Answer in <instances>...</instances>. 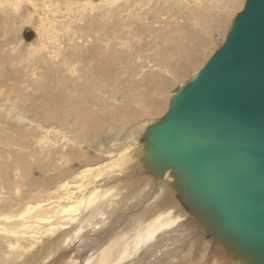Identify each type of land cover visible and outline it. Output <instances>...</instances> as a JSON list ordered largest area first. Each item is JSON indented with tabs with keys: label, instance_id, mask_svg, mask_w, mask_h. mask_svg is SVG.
Listing matches in <instances>:
<instances>
[{
	"label": "rangeland",
	"instance_id": "1",
	"mask_svg": "<svg viewBox=\"0 0 264 264\" xmlns=\"http://www.w3.org/2000/svg\"><path fill=\"white\" fill-rule=\"evenodd\" d=\"M74 3L70 0H0V16L3 22L0 24V52L4 57H8L10 53L9 65H14L11 68L15 75L21 77L0 83V219L5 215L13 216L9 221L2 220L7 225L14 222L16 219L13 218L16 217L19 221L31 220L28 219L31 217L39 220L31 222L32 225L26 223L29 226L26 229L22 225L20 229L23 232L27 230L22 235L13 236L0 231V264H37L40 259L37 260V257L34 260V257L43 256L40 252L45 247L46 240L62 230L61 227L55 228L51 234L53 236L47 233L43 237L40 233L44 223L41 217L54 215L59 206L68 207L79 202L82 196L78 187V175L87 168L94 170L99 165L110 163L127 146L139 142L149 125L162 118L177 90L205 65L224 42L233 19L242 10L245 0L116 1L115 4H118L112 5L110 12L101 1L94 5L92 11L90 8L84 10L86 23H92L93 16L100 17V26L90 31L86 35L88 40H84L83 45L79 42L77 49L73 47L71 40V32L76 25H80L77 22L74 24L79 16ZM137 3L140 7L135 6ZM30 6L35 9L31 14L28 10ZM136 10L138 11L135 12ZM107 12L108 15H103ZM207 13L208 16L205 15ZM43 15L49 18V31L57 34L56 39L50 40L54 46L59 44L55 49L87 48L88 59L92 54L95 58L93 47L102 54L115 55L116 65L112 68L111 80L108 78L109 85H106L107 80L102 82L101 75H98L99 77L93 76V79H100L101 83L97 84L96 81L89 86H106L94 92L101 99V107L97 108L88 103L92 111L104 112L99 115L102 125L75 126V123L68 122L69 116H65L68 112H65L64 107L55 105L59 111L56 116L60 120L63 116L67 118L65 124H60L51 119V109L42 113L36 107L54 100L57 96L69 101L72 94L68 89L76 85L77 75L73 68L77 62L71 64V72L69 64H60L58 59L50 60L54 70L49 75L40 73L31 76L26 75V62L18 64L17 58L21 50L12 47L20 44L18 47L27 51L31 46L29 43L39 42V31L44 28L39 19H43ZM32 20L33 23H30ZM142 22L145 24H141ZM68 24L70 27L66 26L67 31H61ZM125 30L133 33L124 34ZM25 31H30L35 38L32 36L33 39L25 40ZM103 34L106 36L97 40ZM121 35L122 39L116 42L115 37ZM43 49L44 54L49 57L48 49H53V46L45 44ZM13 50L16 52L12 53ZM23 56L27 63H34L29 60L28 53ZM187 60L191 62L187 64ZM155 63L164 66L160 69L157 68L159 66L152 65ZM90 65L84 72L89 70ZM152 74L161 76V79H153ZM115 81L117 82L114 84ZM18 90L19 94L16 95ZM141 97H144L143 100H140ZM15 101L23 109V117H19L20 110L16 108ZM158 103L161 105L160 110L152 112ZM77 104L83 105L81 101ZM124 104L130 107V119L123 117L125 111L118 110ZM29 107L30 111L27 109ZM112 109H116L113 115L115 118L110 117L111 113L108 114ZM105 176L107 175L101 178ZM162 176L158 182L157 178H149L146 186L148 188H142L140 192L138 189V195L135 196L137 201L133 199L127 202L130 203L129 206L119 204V187L109 184L107 191L101 189L100 196L98 194L94 199L92 197L93 202L80 214L83 221L74 218V225L77 223L75 227L78 229L70 234V244L47 257L46 264H90L89 259L94 252L100 255L99 264H239L241 259L233 263L234 255L222 248L219 242L207 237L204 227L191 214H183L184 218L179 219L177 224L174 223L163 232H156L143 242L144 238L139 242L132 234L122 237L127 234L128 228L134 234L135 229L137 232L144 229V212L155 202L158 189L165 193L174 191L170 188V175ZM65 184L67 192L58 191ZM160 185L163 187H159ZM82 214L86 215L83 217ZM91 221L96 225L95 228L92 225L95 230L91 226L88 231L79 230ZM44 238L47 239L43 241Z\"/></svg>",
	"mask_w": 264,
	"mask_h": 264
},
{
	"label": "water",
	"instance_id": "2",
	"mask_svg": "<svg viewBox=\"0 0 264 264\" xmlns=\"http://www.w3.org/2000/svg\"><path fill=\"white\" fill-rule=\"evenodd\" d=\"M141 139L145 171H169L206 236L244 264H264V0H245L224 42Z\"/></svg>",
	"mask_w": 264,
	"mask_h": 264
},
{
	"label": "bare ground",
	"instance_id": "3",
	"mask_svg": "<svg viewBox=\"0 0 264 264\" xmlns=\"http://www.w3.org/2000/svg\"><path fill=\"white\" fill-rule=\"evenodd\" d=\"M70 1H74L75 2L74 4H75V7H76V11L79 13L78 14L79 16L76 17V20H75L74 24L77 22V24H80V25H76L75 29L71 32L72 33L71 40H73L72 44H74L73 47H75L77 49V46L80 45L79 42L81 43V45H83L84 40H86V41L88 40L86 35H88V33L90 31H94V30H96V28H98L100 26V24H99L100 23L99 22L100 17H94V16L92 17V23L87 24L86 21H85V15L83 16L84 10H87L88 8H90L91 11H92L94 9V5L98 4L101 1H103L106 4L107 9L109 10V8L113 7L112 5H114L116 1H126L127 2L129 0H70ZM116 4H118V3H116ZM116 4L114 6H116ZM28 5H30V4H28ZM135 6L140 7L139 3H137ZM120 9H121V7H120ZM213 9H216V7L213 6ZM28 10H30V14L35 12V9L32 6H30L28 8ZM137 11L138 10H136L135 12H137ZM37 12H39V11H37ZM109 12H110V10H109ZM195 12H197V11L195 10ZM114 13L119 14L118 12H114ZM103 15H105V16L108 15V12H107V14H103ZM205 15L208 16V13L205 14ZM110 17L113 19V16L111 15V13H110ZM39 20H40V24L42 26H44L43 30L39 31V35L37 34L38 35L37 38L39 39V42L37 44L36 43H32V42L29 43L31 46L27 49V51L20 49L18 47V46H20V44L19 45H15V46L12 47V48L17 47V50H21L19 55H18V58H17V60L19 61L18 64L26 62L24 64L26 71H28V73L26 75H30L31 76V75H35V74L39 75L40 73H44L46 75H49L54 70L52 68V66L50 65L51 64L50 60L54 61V59H58L59 60L58 63H60V64L63 63V62H64V64H69L68 66H69V70L71 72H72L71 64L74 63V62H77L76 63L77 65L74 64V67H73L75 72H77V75H76V82H75L76 85H74L72 89H68V91L72 94L71 99H69V101L67 99L63 98L62 96H57L56 98H54V100H52L50 102L46 101V102H44V103H42L40 105H37L36 107L38 109H40V111L42 113H47V112H49V109H51V111H52L51 119L53 121H56L57 123L59 122L60 124H65L64 122L67 119L65 116H69L68 117V122H73V123H75L74 125L78 126V127H90V126H96L97 124H99V126L102 125V120H101L99 115L103 114L104 112L99 113L96 110L92 111L91 107H89L88 103H90V105L96 106L97 108L101 107V105H100L101 102H99L101 99L98 97V95L94 94V92H96L98 90H101L102 88H106V86H96L94 88H89V86H92V83H94L96 81H97L96 82L97 84L101 83L100 79L99 80H94L93 79V76H98V75H101L102 82H106V80H107V84L106 85H109L108 78H109V80H111V78H110L111 71H112V68L115 67V65H116L115 57H114L115 55L102 54V53L96 51L95 48L93 47L92 49L94 50L95 58H93L94 55L92 54V55H90V59H88V57H87L88 49L87 48H83V49L79 48V50H73L71 48H69V49L65 48V50H64V48L61 49L59 47L58 49H55L56 47L59 46V44L57 46H54L53 43L50 42V40L56 39L57 34L55 32H50L49 31V27H47V25H49V18H46L43 15V19H39ZM82 20H83V23L81 24ZM73 21L74 20H70V22H73ZM70 22H69V24H70ZM1 23H3V22H2V17L0 16V24ZM30 23H33V20ZM69 24L65 25V27H63L61 31H67L65 29L67 27H70ZM138 24H140V23H138ZM141 24H145V23L142 22ZM45 26H46V28H45ZM135 32H137V29H135ZM127 33H133V32H131V30H128V31L125 30L124 34H127ZM34 34H35V32H34ZM131 35L132 34H129V36H131ZM105 36H106V34L100 35L99 37H97V40L98 39H102ZM33 38H35V36H33ZM7 39L8 38H5V40H7ZM115 39H116V42H119V40L122 39V35L121 36H116ZM29 44H28V46H29ZM45 44L53 46V49H48L49 52H47V53H48L49 57L44 54L45 52H44L43 47H44ZM52 51L54 52V54H52ZM15 52H16L15 50L12 51V53H15ZM26 53H28V55H29L28 56L29 60L34 62L33 64H29L25 60V57L23 55L26 54ZM7 56L8 57H4L1 54V52H0V83L1 84L6 83L9 79H21V77H18L17 75H15L14 70L11 68V66H14V65H9V62L11 61L10 60V53ZM123 56L125 57V55H123ZM191 60L190 61L187 60L186 63L189 64V62H191ZM89 64H91L89 70L84 72L85 69L89 66ZM152 65L159 66L157 68H160V69H162L163 68L162 66H164V65L159 64V63H155V64H152ZM142 66H144V65H142ZM142 66H141V68H142ZM39 68H42V70L39 71ZM138 68H139V66H138ZM160 69H157V70H160ZM161 71H163V70H161ZM104 77H107V78H104ZM151 77H153V79H156V78L157 79H161V76H159V75H153L152 74ZM116 82L117 81H115L114 84ZM148 90L146 89V91H148ZM18 94H19V90L16 92V95H18ZM141 94L145 95V92H142ZM133 96H135V95H133ZM148 96H149V94H148ZM143 98L144 97H141L140 100L141 99L143 100ZM23 99H25V98H23ZM27 100L30 101V98H28ZM136 100H138V99L136 98ZM80 101L83 103V105L77 104ZM150 101H151V98H150ZM14 103L17 105L16 108L18 110H20V111H18L19 117H23L25 115L24 112L22 111L23 109L18 105L19 103L17 104L16 101ZM55 105L64 107L65 112H68V114L63 116L61 118V120L59 119V116H56L59 113V111H58L57 107H55ZM133 106L134 105H132V107ZM145 106H147V105L145 104ZM160 106L161 105L158 103L156 106H154V108L152 109V112H156L160 108ZM27 109L30 111V107L27 108ZM123 109H125V110H123ZM135 109H138V108H135ZM115 110L116 109H112L111 111H109L108 114H110V113L112 114V116H110V117H114L113 115H114ZM118 110L125 111V113H124L125 115H123V117L125 119L126 118L130 119L129 116H131V114H130L131 112L129 111L130 107L128 105L124 104L121 107H119ZM128 119H127V121H129ZM109 121L112 122V120H109ZM40 124L41 123H39V126H41ZM65 126H67V124ZM130 145L131 146H127V148H125L121 153H119L118 157L113 159L110 163L108 162L107 164H105L103 166L99 165L94 170L87 168L86 170L82 171L78 175V187H79V189L81 191L80 193H81V196H82V198H81V200L79 202H77L76 204H70L68 207L59 206V207H57L55 209V211L53 213L54 215L47 214L46 216H42L41 217V218H43V222L44 223H43V226L41 227L43 229H42V231L40 230V233L43 235V237H46L45 234H47V233H49L50 235L53 234L54 231L58 227H61L62 230L60 232H58L53 238H48V239L44 238L43 241H45L47 239L46 243H45V247L43 249L40 248V249L43 250V251L41 250V252H40V254H43V256L39 257V255L37 254L38 256L35 255V257H34L35 258L34 260H36L37 257H38L37 260L40 259L37 262V264H46V258L47 257H50L51 255H54V253H56L57 250H60L65 245L67 246L68 244H70V241H69V238H71L70 234L74 233V231H76L78 229V228L75 227L77 225V223H76V225H74V218L81 219L79 217L80 214L83 211H85V209L89 206V204L91 202H93L92 201V197L94 199L99 194L101 189H106V191H107L108 188H109V184H114L115 187H119L118 191H120V193H121L120 194L121 199L118 201L119 204L124 203V205H128L129 206L130 203H127V202H130L131 200L135 199V196L138 195L137 194L138 189H139V192H140V190L142 188L143 189L148 188V187H146L148 185L147 183H149L148 179L149 178H153L154 176H152L150 173L145 171L143 163L141 161V157L144 154V143L142 142V139H140L139 142H135L134 144H130ZM105 168H107V169H105ZM103 175H107V176H105L104 178H101V176H103ZM163 175H165V177L167 175H170L169 171L167 170ZM162 178H163V176H162ZM170 178H172V180L171 179L169 180V181H171L170 188H171V190H174V191H172V192L168 191V192L165 193L163 190L157 188L159 191L157 193L155 192L156 194L154 193L156 195L155 196L156 197L155 198L156 199L155 202L153 203V205L151 206V208L149 210L147 208L148 211L145 210V212H144L146 214V216H145L146 220L144 221V224H143L144 225L143 226L144 229L141 232L140 231L137 232V229H135V233L136 234H134L133 231L130 230V228L127 227L128 228V230L126 232L127 234L123 235L121 233L123 235L122 237H129V235L132 234L135 237L136 241L139 240V242H141V238H144L142 240V242H143V241L147 240L148 238H151L153 236V234H155L156 232H158V231H162L163 232L164 230H166L169 226L173 225L174 223L177 224L178 220L181 219L184 215L187 216L188 214H190L187 210H185V208L180 203L179 198H178L177 193H176V190L173 188V185H172L174 179H173V177L171 175H170ZM154 179H155V177H154ZM96 180L98 181V184H96L97 183ZM160 180H161V178H157L156 181L158 182ZM163 180H165V179H163ZM161 182L163 183V181H161ZM135 183H137V184H135ZM166 183H167V181H166ZM154 186H155V184H154ZM159 187H163V186L160 185ZM60 190L67 192V184L61 185L59 187L58 191H60ZM160 190H161L162 193L160 192ZM144 191H146V190H144ZM151 192L153 193V191H151ZM170 195L173 196V197H170ZM99 196H100V194H99ZM103 196H104V194H103ZM108 197H110V196H108ZM100 202H101V200H100ZM110 203H112V202H110ZM139 204L140 203H138V205ZM97 212L98 211H96V213ZM115 213H116V211H115ZM127 215H129V214H127ZM82 216H83V214H82ZM87 216H88V213H87ZM100 216H104V215H100ZM12 217L13 216H6L5 215V217L3 219H0V231L2 230L1 233L12 234L13 236H15L16 234H21L22 235L23 233H25L27 231V230H25V232H23L20 229V227L22 225L26 229V228L29 227V226L27 227L26 223H29V225H32L33 222L39 221L38 219L35 220V218H33V217L28 218V219H31V220L24 219V220L19 221L18 218L16 217V218H13V219H16V220H13L14 222H12L10 224L8 223V225H7V223L2 222V220L9 221ZM101 219L102 218H100V222H101ZM103 220H104V218H103ZM81 221H83V220L81 219L80 222ZM140 221H141V219H140ZM93 224L95 225V223L93 221H91L89 224L85 225L84 227H81L79 230L84 229L83 231H85V230L88 229L89 226L92 227ZM133 226H135V225H133ZM95 227H96V225L94 226V228ZM7 234H5V235H7ZM51 236H53V235H51ZM112 243H114V242L112 241ZM110 245L113 246V244H111V242H110ZM221 245H222V248L223 247L225 248V246L223 244H221ZM215 246H216V243H215L214 247ZM225 250H226V248H225ZM92 255L93 256L90 257V259H89L92 262V263L90 262V264H99V262L101 263V261L99 260V257H98V256H100L98 252H94ZM237 259H239V258H237L235 256L232 257V260H233L232 262L236 263ZM142 262H145V260L142 261ZM239 264H244V263H243L242 260H239Z\"/></svg>",
	"mask_w": 264,
	"mask_h": 264
}]
</instances>
